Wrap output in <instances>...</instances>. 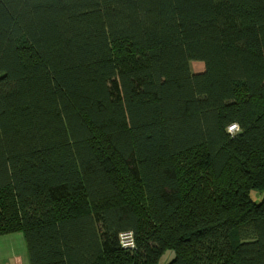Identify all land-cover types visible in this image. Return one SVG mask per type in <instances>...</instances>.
I'll list each match as a JSON object with an SVG mask.
<instances>
[{
	"label": "trees",
	"instance_id": "obj_1",
	"mask_svg": "<svg viewBox=\"0 0 264 264\" xmlns=\"http://www.w3.org/2000/svg\"><path fill=\"white\" fill-rule=\"evenodd\" d=\"M15 232L29 264H264V0H0Z\"/></svg>",
	"mask_w": 264,
	"mask_h": 264
},
{
	"label": "crops",
	"instance_id": "obj_2",
	"mask_svg": "<svg viewBox=\"0 0 264 264\" xmlns=\"http://www.w3.org/2000/svg\"><path fill=\"white\" fill-rule=\"evenodd\" d=\"M17 233L18 232L0 235L2 236L1 240H3V242H6L5 245H3L2 249H0V264H29L26 247L22 244V240L20 238L18 239L20 243L18 245L17 250L13 248V244L11 247L9 243H7L9 237L6 236H10V234L12 235Z\"/></svg>",
	"mask_w": 264,
	"mask_h": 264
},
{
	"label": "rangeland",
	"instance_id": "obj_3",
	"mask_svg": "<svg viewBox=\"0 0 264 264\" xmlns=\"http://www.w3.org/2000/svg\"><path fill=\"white\" fill-rule=\"evenodd\" d=\"M191 70L193 72H201L204 70V65L202 62H199V61H193L191 62ZM2 236H0V249H2L3 245H5L6 242H3V240H1ZM6 237H9L7 240L9 243V245L12 247V244H13V248H15L17 250L18 248V245H19V238L22 240V244L25 245V242H24V238L22 236L21 233H17V234H10V236H6ZM174 258V253L173 251H167L163 254V256L161 257V259L159 260V263L158 264H167L169 261H171L172 259Z\"/></svg>",
	"mask_w": 264,
	"mask_h": 264
},
{
	"label": "built area",
	"instance_id": "obj_4",
	"mask_svg": "<svg viewBox=\"0 0 264 264\" xmlns=\"http://www.w3.org/2000/svg\"><path fill=\"white\" fill-rule=\"evenodd\" d=\"M239 127L236 123H232L228 126V132L235 134L238 132ZM119 243L121 247L125 250H134L135 249V237L134 233L131 230L123 231L119 234Z\"/></svg>",
	"mask_w": 264,
	"mask_h": 264
}]
</instances>
